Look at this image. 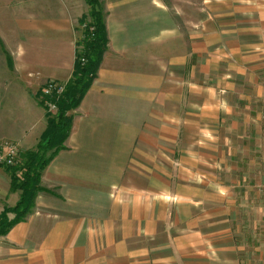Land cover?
Returning <instances> with one entry per match:
<instances>
[{
    "label": "crops",
    "instance_id": "0c3cea01",
    "mask_svg": "<svg viewBox=\"0 0 264 264\" xmlns=\"http://www.w3.org/2000/svg\"><path fill=\"white\" fill-rule=\"evenodd\" d=\"M98 2L107 52L0 264H264V0ZM90 10L0 0V143L35 149Z\"/></svg>",
    "mask_w": 264,
    "mask_h": 264
},
{
    "label": "trees",
    "instance_id": "16d2710c",
    "mask_svg": "<svg viewBox=\"0 0 264 264\" xmlns=\"http://www.w3.org/2000/svg\"><path fill=\"white\" fill-rule=\"evenodd\" d=\"M91 10V21L85 19L83 38L78 42L74 72L65 84L62 94L52 98L42 95L41 104L46 109L47 127L42 133L35 149L21 151L19 159L13 165L0 163L10 177L11 192H19V200L13 207H5L0 213V237L7 235L18 223L31 213L38 195L45 190L42 175L57 154L66 149L71 135L73 114L97 77L99 67L108 49V34L104 12L98 0H87ZM51 100L57 107L52 114L45 105ZM13 216V217H11Z\"/></svg>",
    "mask_w": 264,
    "mask_h": 264
},
{
    "label": "built area",
    "instance_id": "2783aa9c",
    "mask_svg": "<svg viewBox=\"0 0 264 264\" xmlns=\"http://www.w3.org/2000/svg\"><path fill=\"white\" fill-rule=\"evenodd\" d=\"M65 90V84H60L55 81H49L44 90L43 96L46 98H52L54 94L60 95ZM45 105L48 111L52 114L57 112V107L51 100H46ZM21 149L15 144H3L0 145V163H6L8 165H13L17 159H19Z\"/></svg>",
    "mask_w": 264,
    "mask_h": 264
},
{
    "label": "rangeland",
    "instance_id": "374dc122",
    "mask_svg": "<svg viewBox=\"0 0 264 264\" xmlns=\"http://www.w3.org/2000/svg\"><path fill=\"white\" fill-rule=\"evenodd\" d=\"M6 143H9V144H10V143H11V144H14V143H12V142L3 141V142H1V143H0V145L6 144ZM178 143H180V145H181V144L183 145V143H184V142H183V141H181V142H180V141H178ZM15 145H17V144H15ZM182 159H184V156H182ZM177 175L179 176V172H177ZM8 179H9V178H8ZM263 208H264V205L262 206V209H263ZM258 210H259V209H258ZM263 211H264V209H263Z\"/></svg>",
    "mask_w": 264,
    "mask_h": 264
}]
</instances>
